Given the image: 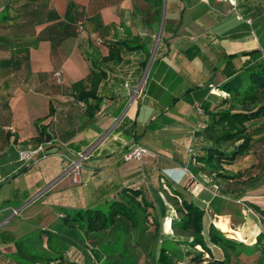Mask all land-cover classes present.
Wrapping results in <instances>:
<instances>
[{
    "label": "crops",
    "instance_id": "0c3cea01",
    "mask_svg": "<svg viewBox=\"0 0 264 264\" xmlns=\"http://www.w3.org/2000/svg\"><path fill=\"white\" fill-rule=\"evenodd\" d=\"M71 2L77 7L70 14L76 22L67 16ZM261 3L264 6V0H0V10L10 5L14 15L18 12L17 19L0 23V60L26 48L30 57L28 68L0 70V228L18 238L31 236L49 227L40 217L44 209L56 208L63 217L64 208L97 205L152 166L164 174L168 186H183L205 209L206 238L214 224L231 238L253 245L263 231L264 195L249 188L234 198L230 193L241 186L205 171L191 172L188 163L195 132L206 125L199 109L205 101L214 105L220 99L212 87L220 89L226 80L223 57L260 47L256 28L264 17ZM116 41L143 44L141 54L130 55L134 64L149 56L138 85L141 92L135 94L125 83L119 89L130 99L121 114L116 117L114 101L106 100L88 121L82 107L73 103L71 86L93 69L111 66L104 58L110 53L109 43ZM57 70L63 83L54 78ZM116 72L109 71L111 92L118 89L110 88L112 77L121 76ZM51 105L60 116V139L25 169L20 152L38 147L29 140L38 135L39 124L51 121ZM123 117L133 125L131 139L115 133ZM132 142L157 156L125 161L123 152ZM90 144L92 152L100 150L85 162L82 181L67 184L73 171L65 162ZM47 188L46 195L57 194L55 203L39 206ZM218 188H228L229 193L217 192ZM13 209L19 213L13 214ZM164 222L165 245L184 252L185 245L175 242L189 238L173 229L165 233ZM210 247L214 258L222 260L223 250ZM13 250L12 244L0 243V264H9L4 257Z\"/></svg>",
    "mask_w": 264,
    "mask_h": 264
},
{
    "label": "trees",
    "instance_id": "16d2710c",
    "mask_svg": "<svg viewBox=\"0 0 264 264\" xmlns=\"http://www.w3.org/2000/svg\"><path fill=\"white\" fill-rule=\"evenodd\" d=\"M75 9H77L75 3L71 2L67 16L72 22L77 20V17H70ZM259 12L261 14L264 12L262 3ZM17 17L18 12L14 15L10 5L0 10V23H10ZM256 35L260 47L223 57V75L226 80L219 87L224 95L214 92L220 97L214 105L208 101L203 102L200 112L206 117V125L196 130L195 143L190 148L192 151L189 150L188 165L191 172L205 171L214 179L236 187L241 186V189L235 188L230 193L234 198L246 194L249 188L259 190V186L264 184L262 16L259 27L256 28ZM151 41V38H148L146 44L149 45ZM164 41L166 39L163 37L161 42ZM143 48V44L111 42L110 53L104 61L111 62L112 65L101 66L99 70L93 69L86 78L73 83L70 92L73 103L80 108L79 102L86 105L82 107L83 117L91 121L106 100L114 101L112 111L116 117L121 114L130 95L122 94L119 87H124L125 83L133 91L139 87L149 56H142L134 64L130 55L134 52L141 54ZM29 60L27 48L15 50L11 57L0 60V70L28 68ZM114 70H119L121 76L112 77L110 88L118 89L111 92V89H108L111 81L108 75L109 71ZM128 76L132 80L125 82L124 77ZM48 117H51V121L47 125L39 124L38 135L29 140L38 146L41 144L49 146L40 153V157L54 148L60 139L57 128L60 116L54 105H51ZM125 126L127 128L124 129ZM132 131L133 125L127 117H123L115 128L116 134L128 139H131ZM73 132H69V135H73ZM136 146H143L152 151L147 146L132 142L125 147L122 157ZM99 150L100 148L95 149L91 155ZM165 179L159 169L150 166L134 181L120 187L112 198H106L93 206L62 209L64 213L61 217L62 225L82 237L98 255V262L93 260L90 253L74 245L70 240L63 239L52 228L37 229L31 236L24 238H18L14 232L6 228H0V243L14 246V250L7 253L4 260H8L9 264H264V213L260 216L263 231L253 245L229 238L226 232L214 224L210 226L206 238L203 233L205 209L185 192L172 189ZM163 185L169 188V191H166L167 198L175 206L178 214L177 218H172V229L175 234L189 238L175 242L177 245H185L184 252L166 246L165 240L162 239L166 209L165 202L160 196ZM217 192L229 193L228 188H218ZM172 215L170 211L165 221V232L167 229L170 231ZM221 227L227 230L225 225ZM236 234L242 238L240 232ZM211 244L223 250L222 260L214 258ZM207 253L209 255L206 256Z\"/></svg>",
    "mask_w": 264,
    "mask_h": 264
},
{
    "label": "rangeland",
    "instance_id": "374dc122",
    "mask_svg": "<svg viewBox=\"0 0 264 264\" xmlns=\"http://www.w3.org/2000/svg\"><path fill=\"white\" fill-rule=\"evenodd\" d=\"M212 89H214L212 87ZM214 91H217V92H220L219 94H222L224 95V93L221 91V90H217V89H214ZM213 91V92H214ZM92 155L89 157V159L85 160L82 162V167H81V175H80V178H79V182L82 181V170H83V167L86 166L85 165V162H90L92 160ZM71 165L70 167L72 168L73 165L71 164V162H65V166H69ZM71 183L69 182H66L67 184L71 185L73 184L72 183V180L74 179H70ZM166 180V179H165ZM167 181V180H166ZM75 183H77L75 180H74ZM51 188V187H50ZM50 188H47L43 194L46 196V198H39V199H42L38 204L39 206H43V205H46V206H49V205H52L53 203H55V199L57 198V194H54V192H51L49 194H45L46 192L48 193V191H50ZM178 190L180 191H183L185 192L189 197L191 196V193L192 192H186L184 187L183 186H177L176 187ZM166 191H169V188L166 187V185H163V189L162 191H160V196L162 197V200L165 202V205H166V209L164 210V220L166 221L168 215H169V212L172 211L173 213V219L174 218H177L178 217V214H177V211L175 209V206L170 202V199L168 200L167 198V192ZM261 195H264V184L260 185L259 186V190ZM38 196H40V194H38ZM37 196V198H38ZM54 205V204H53ZM203 206L205 204H202ZM60 214L59 210L56 209V208H48V209H44L43 211V214L40 215L41 218L44 219V222H45V225L48 224V228H52V229H55L56 232L58 234L61 235V237L63 239H68L70 240L74 245L80 247L82 250H85L87 251L88 253H90L92 255V258L95 262H98V255L90 248V246L82 239V237L77 234L75 231H71V230H67L65 228V226L62 225V218H61V215H57V214ZM172 218H170V231H168V229L166 230L167 232L169 233H172ZM164 228H165V222H164ZM165 230V229H164ZM165 232V231H164ZM165 232V233H167ZM229 238H231L230 236H228Z\"/></svg>",
    "mask_w": 264,
    "mask_h": 264
},
{
    "label": "built area",
    "instance_id": "2783aa9c",
    "mask_svg": "<svg viewBox=\"0 0 264 264\" xmlns=\"http://www.w3.org/2000/svg\"><path fill=\"white\" fill-rule=\"evenodd\" d=\"M54 78H55L56 82L63 83L64 78H63V74H62L61 70H57L54 73ZM215 89L218 90V88H215ZM213 91H214V89H213ZM134 92H135V94L140 93L141 88L138 87L136 90H134ZM214 92H216L218 94L220 93L217 91H214ZM79 105L81 107L86 106L84 102H79ZM199 110L202 111L201 108ZM12 130L15 131V129H13V128H12ZM44 151H45V146L43 144H41L36 149L22 150L20 152V158L26 166H30L35 161H37V158H36L37 154H39V156H40V153L44 152ZM190 151H192V150L190 149ZM91 154H92V145L88 148L82 149L81 151H79L77 153V157H74V158L69 160L71 162V164L73 165V167H72L73 179L76 182H79L78 180H79L80 175H81L82 162L89 159ZM147 156L155 157L156 154L154 152H152L151 150L147 149L146 147L136 146L131 151L125 153L123 157L126 161H129V160H143ZM187 170H189V169L187 168ZM18 213H19L18 209H13V214H18Z\"/></svg>",
    "mask_w": 264,
    "mask_h": 264
},
{
    "label": "water",
    "instance_id": "95a60500",
    "mask_svg": "<svg viewBox=\"0 0 264 264\" xmlns=\"http://www.w3.org/2000/svg\"><path fill=\"white\" fill-rule=\"evenodd\" d=\"M48 148H49V146L48 147H45V150L48 149ZM36 158L37 159L39 158V154H37Z\"/></svg>",
    "mask_w": 264,
    "mask_h": 264
}]
</instances>
